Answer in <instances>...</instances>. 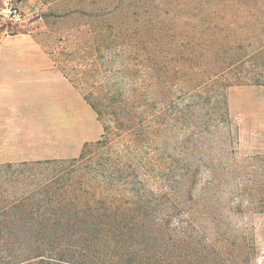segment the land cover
<instances>
[{"label":"rangeland","instance_id":"rangeland-1","mask_svg":"<svg viewBox=\"0 0 264 264\" xmlns=\"http://www.w3.org/2000/svg\"><path fill=\"white\" fill-rule=\"evenodd\" d=\"M5 66L54 67L72 90H25L0 207L26 190L7 164L79 157L107 125L95 157L132 162L163 225L167 255L143 264H264V0H0Z\"/></svg>","mask_w":264,"mask_h":264},{"label":"trees","instance_id":"trees-1","mask_svg":"<svg viewBox=\"0 0 264 264\" xmlns=\"http://www.w3.org/2000/svg\"><path fill=\"white\" fill-rule=\"evenodd\" d=\"M106 133L86 142L73 159L7 164L26 190L0 207V226L8 228L0 231V245L13 251L3 264L35 258L44 264H143L165 258L166 246L156 249V227L163 225L150 214L153 193L138 168L122 157L113 160L108 150L95 157L96 149L109 144Z\"/></svg>","mask_w":264,"mask_h":264},{"label":"crops","instance_id":"crops-1","mask_svg":"<svg viewBox=\"0 0 264 264\" xmlns=\"http://www.w3.org/2000/svg\"><path fill=\"white\" fill-rule=\"evenodd\" d=\"M55 85L71 93L72 84L54 67H0V163L14 161L16 153L28 146L21 135L22 105L29 85Z\"/></svg>","mask_w":264,"mask_h":264},{"label":"built area","instance_id":"built-area-1","mask_svg":"<svg viewBox=\"0 0 264 264\" xmlns=\"http://www.w3.org/2000/svg\"><path fill=\"white\" fill-rule=\"evenodd\" d=\"M3 14L11 17L15 21H20L23 17L22 11L17 7H11L3 10Z\"/></svg>","mask_w":264,"mask_h":264}]
</instances>
